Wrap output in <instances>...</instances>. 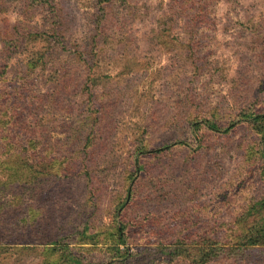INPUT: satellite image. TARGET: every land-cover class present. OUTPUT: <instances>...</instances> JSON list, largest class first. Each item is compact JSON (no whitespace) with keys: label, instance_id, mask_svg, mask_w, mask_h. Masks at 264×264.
<instances>
[{"label":"rangeland","instance_id":"1","mask_svg":"<svg viewBox=\"0 0 264 264\" xmlns=\"http://www.w3.org/2000/svg\"><path fill=\"white\" fill-rule=\"evenodd\" d=\"M53 28L61 39L51 48ZM32 60L42 66L27 75ZM15 77L30 82L14 104ZM18 104L26 122L50 135L43 156L70 157L73 165L51 162L55 194L34 212L43 241L58 243L30 241L23 220L17 229L10 219L4 224L21 240L0 254V264H40L43 249L61 247L63 228L73 222L82 230L91 213V231L107 229L124 194L128 252L147 247L156 255L158 246L184 237L232 238L256 195L249 166L237 177L244 183H224L236 176L251 134L239 112L264 108V0H0V115ZM80 115L89 116L92 145L83 149L76 139L67 147ZM214 118L230 127L207 129ZM8 160L17 156L0 163ZM6 178L0 165V180ZM98 237L79 243L74 236L68 244L91 263L112 244ZM209 264H264V247Z\"/></svg>","mask_w":264,"mask_h":264},{"label":"trees","instance_id":"2","mask_svg":"<svg viewBox=\"0 0 264 264\" xmlns=\"http://www.w3.org/2000/svg\"><path fill=\"white\" fill-rule=\"evenodd\" d=\"M102 1L105 3L110 2V0ZM40 2L51 5L52 0H40ZM29 7H32V5H29ZM17 30L15 28L13 31L15 32V37H17ZM51 35L50 41L52 38L54 42L49 47L52 48L58 45L61 36L59 32L57 33L56 28H53ZM41 66L42 62H36V60L28 62L27 75H36ZM16 79L15 77L9 80L14 93L5 92L10 95L11 99L14 98V104L17 96L23 95V90L26 88L27 83L30 82V79H26L23 82ZM91 95L90 93L89 97ZM251 109V107L245 108L239 112V116H241L239 121L242 124H247L246 126H248L251 134L241 155L243 160H239V165L235 168L236 176L233 179L229 176L224 183L225 186L244 183L247 180L246 178H240L239 182H237V177L241 176L242 173L244 174L245 167H250L249 178L251 179V184L255 186L256 195L246 215L239 217L236 221L237 229L240 231L239 234L225 239L205 236L200 237L198 240L190 241L185 237L180 238L171 243L158 246L159 253L156 255H148V251H145L147 247H140L136 252H128V248L124 245L127 241V228L129 229L130 226L128 219L126 217L122 218V209L127 201V195L124 194L116 201L114 210L110 215L112 221L110 220L107 229L94 233L91 231L90 218L92 213L86 216V219H82L81 226L83 228L80 231L76 230L77 227L80 229L79 224L74 225L72 222L70 226L64 227L62 230L64 236H62V239L59 240L60 244H58L61 247L42 250L43 259L40 264H170L181 258L190 260V264H209L225 258L242 259L244 254L252 248L257 246L264 247V108H262L263 110L260 114ZM23 111L22 105L18 104L14 108L8 107L0 115V134L5 132V136L1 138L4 147L0 152V160L7 157L11 158L15 155L17 160L13 163H16L20 158L22 159L18 165H14L9 160L0 163L7 176L5 180H0V254H11L12 251L17 249L15 248V245L19 243L17 240H21L18 238L13 239V227H8L4 224L13 218H15V228H20V221L23 220V226L29 232L28 238L30 241L35 239L39 243L44 242V244L58 243V239H51L45 242L48 237L41 235L40 231L35 228L39 219H36L34 212L39 209L41 204L46 206L52 195L55 194L52 188H56V186L51 183L49 178L51 172L49 171L50 169H56L52 168L51 162H58L64 159L65 165H73L70 157L47 159L43 156L44 145H47L50 135L47 132L45 135L42 133V131H46L43 126L36 128L35 125L26 122V115ZM29 114L35 115L36 111L31 109ZM88 119V115H80L78 117L75 122L76 125L70 128L67 147L74 143L76 139L82 142L83 149L92 145V139L90 138L91 129L89 128L91 122ZM205 125L211 131H220L221 129L225 131L230 127L222 128L223 126L216 121V118L206 120ZM87 130L88 133L83 136V131L86 132ZM178 142L182 143V141ZM56 145L58 149L64 148L60 144ZM166 147L168 145L150 150V153L158 154ZM45 148L47 150V147ZM141 150L142 147H138L137 151ZM247 162H250L251 165ZM136 164L138 171L143 168V163L140 160L136 161L135 166ZM65 165L61 170L57 169V172H55L59 179L61 178L60 173L69 168ZM4 193H9L10 196L5 198L2 196ZM29 201L36 202V204L29 203ZM118 217L119 221L117 220ZM142 222L137 221L138 224H142ZM198 224L196 223V225ZM208 226L209 222H206L202 226V230ZM102 233L110 238V243L112 244L106 247L102 258L99 260L83 263L82 260L85 258L82 257L81 259L80 255L75 252L76 250L69 247L68 243L70 242L68 240H72L74 236H78L76 241L81 243L98 240V236L102 235ZM59 249L61 250L58 251Z\"/></svg>","mask_w":264,"mask_h":264}]
</instances>
